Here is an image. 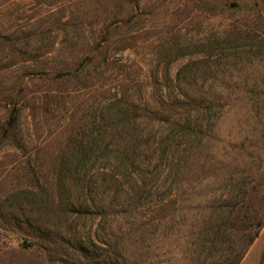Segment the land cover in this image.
<instances>
[{"label":"rangeland","instance_id":"374dc122","mask_svg":"<svg viewBox=\"0 0 264 264\" xmlns=\"http://www.w3.org/2000/svg\"><path fill=\"white\" fill-rule=\"evenodd\" d=\"M173 94L204 101L200 139L174 138L176 179L154 172V134L171 129L151 118ZM133 106L136 123L110 120ZM133 179L144 194L128 201ZM171 183L178 215L157 230L150 208ZM255 185L259 203L264 0H0V264H220L230 248L198 236ZM241 264H264V228Z\"/></svg>","mask_w":264,"mask_h":264},{"label":"trees","instance_id":"16d2710c","mask_svg":"<svg viewBox=\"0 0 264 264\" xmlns=\"http://www.w3.org/2000/svg\"><path fill=\"white\" fill-rule=\"evenodd\" d=\"M187 104L193 107V112L195 115L192 117V119L189 117V115H187L186 112H184ZM203 105V98L198 95L189 96L187 94H173L162 97L161 101L154 107V112L151 115V118L154 120V125H161L162 127H168V129H171L170 133L167 135L164 133L160 135H157L156 133L154 134V145L156 146L154 148V159L156 157L158 158V162L154 166V172L156 171L158 177L165 170H168L170 177L176 179L181 174L183 168L186 167V158L183 156L184 151L178 148L181 147L180 144L184 142L189 133L193 134L195 140L200 139L202 135V123L199 121V115ZM133 108L136 110L131 111L134 112L133 116L130 114V110L122 113L118 109L109 115L110 120L125 114L128 118H132V121L136 123L139 117H142V113H138L137 107L133 106ZM111 110L112 109L109 111ZM126 112L128 113L126 114ZM17 119L18 112L14 111V115L11 117L9 123L11 128H13L17 122ZM117 129L116 132L126 133V135H129V133L133 131L126 128L119 129V131H117ZM98 134L100 135L101 132ZM176 136L181 138V143L178 147L174 145V138ZM96 140L94 143H90L88 146L84 147L86 148V151L84 152L85 155H87V152L91 150L95 151L96 149L97 151L101 148L100 146H97ZM132 162L135 164L134 161ZM124 163L125 161H121V167L119 166L122 178H126L128 175L125 174L127 173L128 167H125ZM145 164L146 163L144 162V165ZM123 166L125 168L124 171H122ZM145 167H148V165H145ZM110 173L112 180L114 181L113 184L120 182L119 174H116L115 170L111 171ZM130 180L132 179L130 178ZM133 182L134 185H132L133 183L131 181L129 189L126 190V199L128 201L135 200L138 195L139 198H142V195L144 194L142 192L143 190L140 191V189H143V186H139V182H141V180L133 179ZM117 185L119 186L120 184ZM241 192L242 193L238 195L241 196V200L232 203L230 199V204L225 207L228 211V217L226 221H223L221 224L217 221H210V224H208V230L212 234L200 233L198 236L200 238H198L196 245H201L204 247V249L208 248V251L210 252L212 249L217 247H224L227 249L230 248L232 252L231 255H229V257L224 256L220 264H241L256 240L260 237L261 231L264 228V199L258 203V186L255 185L251 188H247L246 190H242ZM161 194H163V196L159 198L161 201L155 204L153 208H150L151 213H154V224H156L157 230L161 229L162 227H166L169 223H172L178 215V211H170L169 204L166 203L173 195H177V190H173V183H171L170 189L168 187V189ZM238 196L236 195L235 199ZM231 198H234V193ZM145 208V206L142 207V211H145L143 212V215L149 210L148 209L146 211ZM218 209L219 208L215 205L213 206V210L215 212H217ZM230 229L239 232H245L246 235L244 234L242 237L234 241V239H230L221 233L222 231H227ZM82 248L83 247H80V250Z\"/></svg>","mask_w":264,"mask_h":264}]
</instances>
